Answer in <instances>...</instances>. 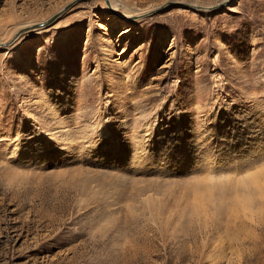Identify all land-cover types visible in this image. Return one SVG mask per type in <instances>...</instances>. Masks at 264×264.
Listing matches in <instances>:
<instances>
[{"label": "rangeland", "instance_id": "1", "mask_svg": "<svg viewBox=\"0 0 264 264\" xmlns=\"http://www.w3.org/2000/svg\"><path fill=\"white\" fill-rule=\"evenodd\" d=\"M113 1L0 0V264H264V0Z\"/></svg>", "mask_w": 264, "mask_h": 264}, {"label": "bare ground", "instance_id": "2", "mask_svg": "<svg viewBox=\"0 0 264 264\" xmlns=\"http://www.w3.org/2000/svg\"><path fill=\"white\" fill-rule=\"evenodd\" d=\"M109 1V8L111 9V10H113V12L114 13H116V14H120V13H123V12H125V10L123 9V10H121V11H119V12H117L114 8L115 7H118L117 6V3H115L113 0H108ZM123 5V7L125 8L126 6L124 5V4H122Z\"/></svg>", "mask_w": 264, "mask_h": 264}]
</instances>
